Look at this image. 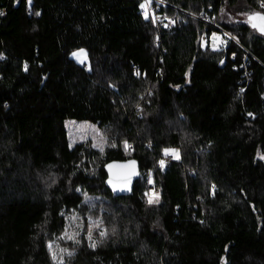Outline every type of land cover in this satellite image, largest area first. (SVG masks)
Listing matches in <instances>:
<instances>
[{
	"label": "trees",
	"instance_id": "1",
	"mask_svg": "<svg viewBox=\"0 0 264 264\" xmlns=\"http://www.w3.org/2000/svg\"><path fill=\"white\" fill-rule=\"evenodd\" d=\"M261 3L0 0V264H264V36L239 19ZM129 159L116 196L104 167Z\"/></svg>",
	"mask_w": 264,
	"mask_h": 264
},
{
	"label": "snow or ice",
	"instance_id": "2",
	"mask_svg": "<svg viewBox=\"0 0 264 264\" xmlns=\"http://www.w3.org/2000/svg\"><path fill=\"white\" fill-rule=\"evenodd\" d=\"M28 3L29 5H31L32 3V0H28ZM141 9H144L145 8V4L142 3L140 5ZM261 7H264V0H262V3H261ZM40 13L37 12L36 15H39ZM0 15H3L2 12H0ZM247 15V23L250 24V26L259 31V33L261 35H264V15L260 14V13H249V14H246ZM144 18L147 19L148 18V15L147 13H144ZM153 24L156 23V20L153 19L152 21ZM169 23H173V21H169ZM165 27H167V25H165ZM227 35V34H226ZM213 38L216 39V34L213 33ZM235 56V54H233ZM0 59H4L3 55L0 54ZM80 63H84V61H80ZM221 63H223V61H221ZM25 71H27V64H25ZM241 92H244V89L241 88L240 89ZM251 115V114H249ZM95 146V145H93ZM125 146L127 147V144L125 142ZM163 153L165 156H168V155H171L173 159H177L179 160L180 159V156H179V150L178 149H174V148H165L163 149ZM261 159H264V157H261ZM134 163V162H133ZM160 163V166L161 168H163L165 166V161L162 159L159 161ZM131 173H125V174H122L115 182L112 180V179H109L108 181V184L112 187L113 189V192H120V191H128L130 190L128 188V185L131 181ZM149 183H151V179H149ZM79 190V189H78ZM215 190V185H213V192ZM145 195H148L147 193ZM147 203L149 205L153 204V203H159V195L158 194H153V197L149 198ZM203 223V221L201 222ZM92 227L93 225L90 223L89 225V229H88V239L89 241L91 242L90 243V247L95 249V247L97 246V241H94L93 238H92ZM98 227V225H97ZM113 232H115V229L112 230ZM107 233L106 231H100V236L101 238H104L106 237ZM72 237H69V239H71ZM102 242V240L100 241ZM49 249H50V253H51V245H48ZM52 255V258L53 260L55 261L56 260V255L54 253H51ZM69 256L72 255L71 252L68 253ZM62 264V262H61Z\"/></svg>",
	"mask_w": 264,
	"mask_h": 264
},
{
	"label": "rangeland",
	"instance_id": "3",
	"mask_svg": "<svg viewBox=\"0 0 264 264\" xmlns=\"http://www.w3.org/2000/svg\"><path fill=\"white\" fill-rule=\"evenodd\" d=\"M246 14H249V13L244 12V13L239 14V19L247 21ZM215 34H216V39L213 38L214 42L212 41L213 48L222 47L224 49L226 47L224 40L232 39V36L226 31H224V33H215ZM70 58H72L78 64H82V66H84L87 63V53L84 49L72 51L70 54ZM80 61H84V63H80ZM64 127L67 130L68 142L70 146H73L81 142H89L92 145H95L94 147L96 148H102L104 145V137L102 135V132L93 123H90L87 121L67 120L64 123ZM168 156H171V155H168ZM150 184H153V181H151ZM153 194H158V193L157 191L156 192L151 191L149 198L153 197Z\"/></svg>",
	"mask_w": 264,
	"mask_h": 264
},
{
	"label": "water",
	"instance_id": "4",
	"mask_svg": "<svg viewBox=\"0 0 264 264\" xmlns=\"http://www.w3.org/2000/svg\"><path fill=\"white\" fill-rule=\"evenodd\" d=\"M259 33V31H258ZM260 34V33H259ZM264 36V35H263ZM134 162V163H133ZM139 163L137 160L129 159L124 161H111L107 163L104 167L106 171V180L105 184L106 187L109 189V191L116 195V196H129L132 193V189L134 186V183L139 180ZM125 173H131V181L128 185V188L130 190L128 191H120V192H113L112 187L108 184L109 179H112L114 182Z\"/></svg>",
	"mask_w": 264,
	"mask_h": 264
},
{
	"label": "built area",
	"instance_id": "5",
	"mask_svg": "<svg viewBox=\"0 0 264 264\" xmlns=\"http://www.w3.org/2000/svg\"><path fill=\"white\" fill-rule=\"evenodd\" d=\"M152 2H155V3H157V4H160V5H163V6H166L167 4H166V0H151ZM0 12H2L3 14H4V12H5V9H1L0 10ZM141 14H143V11L141 10ZM2 16V15H1ZM157 19L160 21V22H162V24L164 23L163 21H164V17L163 16H157ZM219 30V32L218 33H224V31H222L221 29H218ZM210 37H211V41H213L214 42V39H213V33H211V35H210ZM263 89H264V82H263ZM264 93V92H263ZM164 161H165V166H166V164L167 163H169L170 162V160H172V158L169 156V157H165L164 159H163ZM164 166V167H165ZM163 167V168H164ZM159 168H161V166H160V164H159ZM143 178V177H142ZM145 182H147V184H148V190H147V194L148 195H145L146 197H150L149 195H150V192L151 191H154L155 192V189H154V184H150L149 183V176H147L146 177V181Z\"/></svg>",
	"mask_w": 264,
	"mask_h": 264
}]
</instances>
